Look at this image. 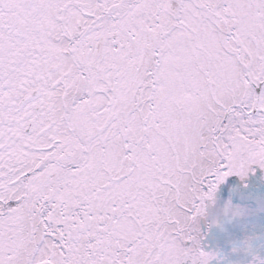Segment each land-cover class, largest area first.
Listing matches in <instances>:
<instances>
[{"label": "snow or ice", "instance_id": "snow-or-ice-1", "mask_svg": "<svg viewBox=\"0 0 264 264\" xmlns=\"http://www.w3.org/2000/svg\"><path fill=\"white\" fill-rule=\"evenodd\" d=\"M255 168L264 0H0V264H170Z\"/></svg>", "mask_w": 264, "mask_h": 264}, {"label": "rangeland", "instance_id": "rangeland-1", "mask_svg": "<svg viewBox=\"0 0 264 264\" xmlns=\"http://www.w3.org/2000/svg\"><path fill=\"white\" fill-rule=\"evenodd\" d=\"M241 196L244 197L243 200H241ZM230 197L234 204L247 206L252 209L253 212L252 215L247 217L243 222L238 221L228 224L227 230L224 231L214 226L212 220L217 216L223 218V206ZM212 211H216V213L208 220V215L212 214ZM260 213L264 214V169L255 168L249 176L243 180L240 177L233 175L232 177H229L225 183L220 185L214 197L209 199L205 204L198 221V232L200 228L203 227L206 230L205 232L208 233V236L209 234H212L213 237H219L220 235L221 238L228 236H241L246 234V232L254 231L257 228L259 220L256 221L254 216H258ZM245 224H247V228H245ZM202 231L203 230L201 229L199 237L195 240L196 243H201L203 241L200 239V237L204 236ZM211 239L209 237L208 244L212 243ZM249 258H251V256L243 251H230L224 254L222 260H228L227 264H247Z\"/></svg>", "mask_w": 264, "mask_h": 264}, {"label": "clouds", "instance_id": "clouds-1", "mask_svg": "<svg viewBox=\"0 0 264 264\" xmlns=\"http://www.w3.org/2000/svg\"><path fill=\"white\" fill-rule=\"evenodd\" d=\"M244 199L243 196L240 197ZM223 218L214 217L212 223L214 226L226 231L227 225L233 222H243L252 215L253 210L242 204H234L230 197L223 206ZM247 228V224L244 225ZM259 236L254 233L246 232L245 236L234 241V250L243 251L246 254H251L258 247ZM215 252L203 251L199 245H194L190 250H184L179 246L172 249L169 254L170 264H184L185 257L190 261V264H211Z\"/></svg>", "mask_w": 264, "mask_h": 264}, {"label": "flooded vegetation", "instance_id": "flooded-vegetation-1", "mask_svg": "<svg viewBox=\"0 0 264 264\" xmlns=\"http://www.w3.org/2000/svg\"><path fill=\"white\" fill-rule=\"evenodd\" d=\"M198 227H199V223H198ZM202 233L204 234V236H206L207 237V239L206 240H203L201 243H196L195 242V240L199 237V234H200V230H199V232L197 231V235H196V239L192 242V244H191V246H188V245H185V244H183L182 242L181 243H179L177 246H179V247H181L182 249H184V250H190L194 245H199V247L203 250V251H207V252H209V251H211V247H210V245L212 244H215V237H213V235L211 234H209V236H208V233H206L205 231V229H203L202 228ZM207 234V235H206ZM209 237H210V239H211V242L212 243H210V244H208L209 242ZM195 243V244H194ZM183 247H185V248H183ZM214 249V248H213ZM212 252V251H211ZM184 264H190V261L187 259V257H185V261H184ZM214 264H215V261H214Z\"/></svg>", "mask_w": 264, "mask_h": 264}, {"label": "water", "instance_id": "water-1", "mask_svg": "<svg viewBox=\"0 0 264 264\" xmlns=\"http://www.w3.org/2000/svg\"><path fill=\"white\" fill-rule=\"evenodd\" d=\"M211 217V216H210Z\"/></svg>", "mask_w": 264, "mask_h": 264}]
</instances>
